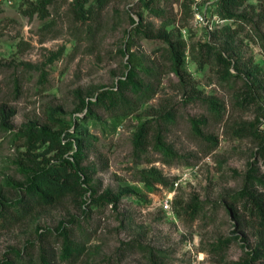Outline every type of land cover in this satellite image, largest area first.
I'll use <instances>...</instances> for the list:
<instances>
[{
	"label": "rangeland",
	"instance_id": "rangeland-1",
	"mask_svg": "<svg viewBox=\"0 0 264 264\" xmlns=\"http://www.w3.org/2000/svg\"><path fill=\"white\" fill-rule=\"evenodd\" d=\"M38 1L0 0V111L13 113L15 128L0 132V264H39L42 250L54 264L242 260L246 250L255 248L257 223L239 206L245 228L238 230L227 206L230 196L243 188L257 150L253 138L235 133L254 122L258 110L249 103L240 107L241 80L224 81L218 65L212 62L201 68L194 60L190 46L203 34L194 28L189 1L157 0L155 12H150L144 0H108L103 6L91 0L83 20L75 12L74 0H53L47 14H27L28 5ZM236 14L244 19L225 26L233 30L234 39L221 35L214 43L227 49L226 55L244 72L259 66L264 82V0H249ZM142 20L140 32L145 26L156 34L169 32L187 40L182 78L173 72L162 41L133 36ZM129 54L155 94L129 116L113 118L96 109L98 120L86 127L97 140L85 149L82 166L88 170L87 188L96 192L95 199L107 190L122 194L132 189L138 195L123 196L117 205L96 206L89 192L83 199L70 195L55 206L35 207L22 215L5 207L3 214L5 203L24 195L20 184L25 182L22 167L28 151L15 133L28 122L57 129L49 119L53 110L73 127L76 118L85 117L82 101L88 103L99 91L113 89L128 72ZM169 113L171 121L165 117ZM146 121L161 127L166 144L177 155L173 163L152 146L142 158L134 157L133 137ZM194 121L200 123L202 136L194 130ZM258 129L263 131L264 126ZM208 136L218 144L213 146ZM150 168L172 185L147 187L139 182L138 172ZM261 171L264 174V166ZM194 200L203 210L193 220L186 210ZM62 224L83 249L77 261L60 259L63 241L57 230ZM234 237L240 239L225 253L213 251V245Z\"/></svg>",
	"mask_w": 264,
	"mask_h": 264
},
{
	"label": "trees",
	"instance_id": "trees-1",
	"mask_svg": "<svg viewBox=\"0 0 264 264\" xmlns=\"http://www.w3.org/2000/svg\"><path fill=\"white\" fill-rule=\"evenodd\" d=\"M53 0H39L36 4L30 3L27 14L34 15L36 13L47 14L46 7ZM91 0H74V9L77 15L83 20L88 13L86 5ZM108 0H96L103 6ZM249 0H221L218 12L225 19L237 20L244 19V16L236 14V9L244 6ZM157 0H144L142 2L144 8L150 12H155ZM188 7V4L186 5ZM134 24L136 22L134 21ZM143 20L140 26L134 28L133 36L141 35L145 39L160 40L167 46L169 58L172 61V70L178 77H183L185 66V55L188 49V42L182 38H174L169 32H158L144 26ZM233 30L229 27H223L212 34L211 42L198 41L190 46L194 60L202 68L206 64L215 63L221 69V78L229 81L231 78L241 80L244 83L242 94L238 96L240 107L249 103L257 106V115L254 122L244 124L236 131V136L251 137L257 143V150L253 154L255 159L248 164V170L244 177L243 188L230 196L228 211L232 218L236 221L238 230L245 228L244 218L239 211L242 206L249 216L256 220V245L255 248L245 251V257L239 262L231 264H257L264 262V174L261 166H264V130L259 131V127L264 126V82L260 78L263 76L262 70L256 66L251 73L244 72L242 68L227 56L228 50L221 49L214 43L215 38L221 35H227L228 39H234ZM134 56L129 54L128 72L120 79L113 89L101 90L93 96V99L86 103L84 100L82 111L86 110L85 117L76 118L73 127L60 117L58 110H53L49 114V119L57 124V129L50 125L40 126L36 122H28L15 133L17 139L24 143L28 151L27 163L22 167L25 174V182L20 184V189L24 195L17 200L5 203L2 207V213L6 215L7 210H16L22 215L28 210L39 206H55L64 201L68 196H79L83 199L90 192V200L92 204L100 206L106 202L108 204L117 205L123 196H137V192L128 189L122 194H113L107 190L104 194L95 199L96 192L87 188L90 185L88 170L82 165L85 157V149L92 141L97 138L89 134L86 127L89 121L98 120L95 112L96 109L104 110L113 118L129 116L135 113L139 106L145 103L155 93L152 84H147L138 73L137 67L133 64ZM232 70L237 75L232 74ZM255 72V73H254ZM237 99V98H236ZM214 104L212 103V106ZM215 106V105H214ZM12 112L0 111V132L14 131L11 124ZM167 120H172V114L165 116ZM200 123L193 122L194 130L198 135L200 132ZM153 133V141H150V135ZM207 140L216 146L218 139L208 136ZM149 146L155 151L163 155L168 163H173L177 155L172 148L165 142L162 129L159 125H153L151 121H146L138 126L133 137V154L136 158H142L147 153ZM45 148L42 152L41 149ZM138 181L147 187H155L161 185L164 187L171 186L168 178L165 177L156 168L143 169L138 172ZM94 198V199H93ZM87 203V201L85 200ZM186 210L190 213L191 219H196L203 210L198 200L192 201ZM5 211H4V210ZM57 237L62 238V248L60 259L65 262L77 261L83 252V249L73 242L70 232L65 225L58 228ZM239 232V231H237ZM236 232V233H237ZM240 238H228L219 241L213 245V251L222 254L225 253L234 241ZM242 241H246L241 238ZM245 248V247H244ZM39 264H54L50 255L46 250L40 253ZM224 264H227L224 262Z\"/></svg>",
	"mask_w": 264,
	"mask_h": 264
},
{
	"label": "built area",
	"instance_id": "built-area-1",
	"mask_svg": "<svg viewBox=\"0 0 264 264\" xmlns=\"http://www.w3.org/2000/svg\"><path fill=\"white\" fill-rule=\"evenodd\" d=\"M196 30H201L203 42H211L212 34L233 20L225 19L218 12L221 0H188ZM168 208V204L166 205Z\"/></svg>",
	"mask_w": 264,
	"mask_h": 264
}]
</instances>
